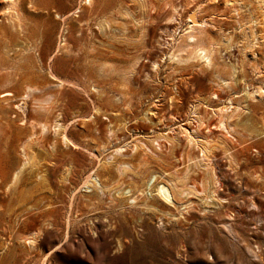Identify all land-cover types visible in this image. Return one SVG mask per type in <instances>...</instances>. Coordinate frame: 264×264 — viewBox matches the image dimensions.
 <instances>
[{
  "label": "rangeland",
  "instance_id": "rangeland-1",
  "mask_svg": "<svg viewBox=\"0 0 264 264\" xmlns=\"http://www.w3.org/2000/svg\"><path fill=\"white\" fill-rule=\"evenodd\" d=\"M7 1L0 93L13 97L0 94V178L23 162L32 171L15 196L0 189V264H264V100L235 122L242 136L216 127L227 99L264 87V48L256 60L246 50L242 84L226 88L212 68L168 58L184 41L191 0H15L23 31L8 23ZM208 1L201 18H226L208 37L235 30L233 44L244 46L238 26L249 15L220 16L223 5ZM214 91L219 102L208 106ZM181 128L203 140L210 162ZM121 161L131 165L123 173ZM88 175L102 190L83 188ZM153 179L176 183L175 206L149 194Z\"/></svg>",
  "mask_w": 264,
  "mask_h": 264
},
{
  "label": "bare ground",
  "instance_id": "bare-ground-1",
  "mask_svg": "<svg viewBox=\"0 0 264 264\" xmlns=\"http://www.w3.org/2000/svg\"><path fill=\"white\" fill-rule=\"evenodd\" d=\"M91 1L92 0H82V5L84 4L90 5ZM191 1L193 2L194 5L193 8L190 9L185 16V21H184L185 28L183 29V34H182L184 41L183 42L180 41L181 43L179 42V44L176 47H174L175 49H172L173 51L171 50L172 52L168 55L169 56L168 58L173 59L170 61L176 60L179 63H187L189 61L195 60L197 63L201 65L200 68L202 69L212 68L214 70L215 78L219 81L220 84H222L226 88H229L230 83L233 81H237L238 84H240L241 82L242 84V81L244 80L243 79L244 66L247 63L245 61V58L248 53L246 52V50L251 49L249 54H251L250 56L252 60H256L255 53L256 52L262 53L260 47L264 48V0H249V3L245 2L244 0H222V1L209 0L208 3L204 6L205 9H210V8L212 9V7H216V6L218 7L219 5H223L222 10L220 11L221 14L219 15L222 16L228 14L225 15L227 18L230 16L235 18L236 17L241 18L243 14L247 13L249 15L248 20L247 21L245 20L244 22L245 24L241 23L240 26H238V28H241V26L243 25V29L239 30V32L241 34V38L243 39L242 41L245 43L244 46H237L233 44V38L235 37L233 34H236L235 30H231V32L233 33L232 34L231 32L226 31L225 29H219V32L222 34L221 39L214 40L213 37L209 38L208 36H210V34L212 33L217 34L214 23L215 22L221 23L223 20L225 21L226 18L221 17V20L220 19L217 20L215 15H210V16L208 15L206 19L201 18L202 7L200 6V4L202 0H191ZM28 4L29 7L33 8L32 11H34L36 4L33 2H28ZM42 9H46V13L48 14L49 12L48 7H43ZM78 10H80V7L78 8ZM22 11H24L22 4L16 3L15 0L7 1V7L4 10L6 19L8 23L11 25V27L19 29L21 31L24 30V18L22 16ZM255 11H257L258 15L257 13H255ZM56 16H58L61 19V21L68 20L70 22L71 20V19L69 20L68 18L69 14L66 15L56 14ZM69 22H67L68 23L67 25L63 26L62 30L66 31L67 29L71 28ZM211 28H214V30H212ZM62 40L63 42H65L64 38ZM254 47L255 49L252 50V48ZM218 61H221L225 66L221 65L220 62ZM224 75L225 76L227 75V77L224 78ZM24 88L28 92L34 89L30 84H26ZM0 94H2L1 98H3V101H7L9 100V97H13V94L8 91L2 92ZM27 96L28 94L26 95L25 98H28ZM209 96L210 98L206 102L208 106L209 105L216 106L217 101L219 102L218 91L212 92ZM244 96H245V100L248 101L249 103L244 101ZM212 99H215L216 101H212ZM263 100H264L263 86L262 87L256 86L255 88H249L248 86L244 85V91L242 92L241 95H234L230 99L226 100L227 101L226 105L216 109V112L219 113L216 127L218 126L219 128L226 131L227 134H229L230 138L232 135H236V134L242 136V134L236 130L235 122H240V119L244 118V116L247 119L250 118V115L251 116L253 115L252 112L249 113L250 104L256 106L259 105ZM151 115L153 114L151 113ZM233 117L238 118L237 120L234 121V123L231 121ZM57 123L54 126L55 128L54 131L59 132L61 131L60 130L61 125ZM41 129L42 131L45 130L46 125L43 124L41 126ZM181 130H182L181 135L184 134L188 143L197 145V147L199 148L201 160H206L210 162V160H208L209 148L206 146V144L203 143V140L195 134V131H189V129L187 128H181ZM58 134L63 144L69 145L71 147L76 146L75 144H73V142H71V140L67 138L64 132H59ZM262 137L263 136H261V138ZM33 140L28 139L26 141V144L23 145L29 146L31 144V141ZM24 146H22V150L25 148ZM136 148L137 147L135 146L134 149ZM114 152L116 155L119 156L122 155L120 149H115ZM229 164H230V170L234 171L235 168L232 167L233 166L232 164L234 165L238 164L234 153H231L229 156ZM130 167L131 165L124 161L123 162L121 161L116 166L117 170L121 173H123V171H125L126 168H130ZM30 170L31 168L28 166V162H23L14 171L8 173L3 178H0V189L2 187V189H4L5 195L8 197L15 196L18 193L20 187L23 186L25 183H27L28 180L24 178V175L26 172H30ZM154 181L155 180L153 179L152 183H150L149 185L147 184L149 194L150 195L152 194L151 196L161 200L163 203L171 207L173 205L175 206L173 190L177 189L175 185L176 183L173 186L169 187L166 184H161L162 182L154 183ZM82 186L83 188L86 189L94 188L93 190L95 189H97V191L102 190V186L99 183V180L96 177L91 178V175H88L85 178V181L83 182ZM133 201H135V198L133 199ZM30 231L31 230L27 231L28 235ZM35 236L36 234H31L30 237L26 238V240H28L27 243L28 244L30 243L31 246L33 243H35Z\"/></svg>",
  "mask_w": 264,
  "mask_h": 264
}]
</instances>
